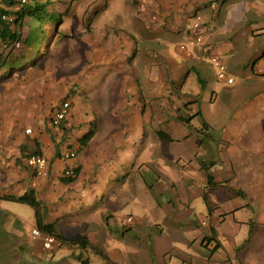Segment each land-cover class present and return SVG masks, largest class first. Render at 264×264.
Instances as JSON below:
<instances>
[{
	"label": "rangeland",
	"instance_id": "374dc122",
	"mask_svg": "<svg viewBox=\"0 0 264 264\" xmlns=\"http://www.w3.org/2000/svg\"><path fill=\"white\" fill-rule=\"evenodd\" d=\"M13 1L16 5L8 6L1 0V7L9 12L7 22L11 28L21 31L24 38L37 22L26 17L21 25L16 19L20 8L30 4L31 0L25 3ZM223 1L208 0L192 11L202 16L197 32L204 36V42L210 48L203 55L206 64L200 71L203 75L200 77L194 72L180 95L199 97L190 111L193 114L200 110L202 115L194 116L192 125L197 127L206 120L212 125L211 134L215 139V143L209 142L210 148H206L199 159L218 163L213 170L223 177L224 185L213 189L205 187L208 202L204 195L193 194L191 200L184 203L180 189L190 176L182 175L187 173L197 177L196 166L183 162L172 151L178 148L179 141L172 145L158 137L156 131L162 127L154 126L156 119L151 125L138 128L132 124L135 115L130 116L121 106L126 107L133 98L130 86L138 79L142 82L154 64H161L162 53L175 55L176 48L196 31H189L188 26L182 34L170 33L165 44L159 47L136 48L133 42L136 28L130 24L131 11L137 9L136 0H50L51 9L59 14L67 12L61 27L62 34L67 36H52V27L48 25L47 38L38 51L30 52L22 40L21 45L15 47V53L26 55L25 60H28L0 80H9V88L19 86L22 96L34 92L38 106L35 105V113L27 115L22 111L20 114L1 106L0 99V129L8 131V128H1L6 119L14 122L25 116L27 123L23 122L20 128L28 138L31 137V144L39 133L52 136L46 123V110L59 98L57 103L70 96L75 102L72 111L77 112L75 117L81 125L87 118L90 119V123L85 121L89 123L87 128L94 124L93 119L99 123L98 136L87 151L90 153L102 144L110 145V133L126 128V137L130 139L128 147L124 148L127 151L124 161L129 163L124 165L121 160L115 179L108 182L103 192L88 194V199L73 204L67 212L65 208L59 209L56 202L44 201L49 214L56 216L51 222L60 218L59 232L66 237L84 234L90 238L91 245L86 249L66 243L61 246L59 241L51 248L45 247L43 241L33 235L37 228L34 208L0 199V264H82L83 260H89L90 264H264V148L257 155L251 153L254 160L263 161L258 163L260 169L251 172L246 167L249 156L239 168H234L229 160L224 162L222 159L220 153H226L224 147L221 152L218 148L220 142L225 143L223 137L230 130L243 127L246 119L253 129L259 132L264 129V110L246 112L250 97L256 91L264 90V0H236L238 4L233 9L244 10L245 18L231 26H228L229 4H223ZM193 23L194 18L190 17L187 24ZM53 38L56 40L51 43ZM213 55L226 64L227 74L235 79L233 83L219 79V70L212 63ZM52 65L59 68L57 73L62 77L56 80L55 86L48 87V95L45 87L37 94L33 83L41 71L38 69ZM36 66L39 68L35 69ZM1 72L0 69V74L5 73ZM66 91L67 95L60 97ZM120 113L125 117L123 120ZM33 114L44 116L45 122L31 120ZM170 115L169 112L168 118ZM81 125L74 127L76 136L84 134ZM27 128L32 132L26 133ZM9 129L17 131L19 126ZM138 132L142 135L137 136ZM237 132L243 135L244 129ZM97 140L101 142L96 143ZM26 154H32V151L27 149ZM149 155L153 160L142 162ZM227 155L232 156V153L227 152ZM109 161V167L101 163L102 169H114L119 160H115V164ZM60 167L53 168L54 175L62 171ZM164 170L169 174L168 180L160 178ZM83 175L89 178V174ZM120 175L130 178L119 182ZM6 180L4 175L0 181L1 195L11 192L3 187L2 182ZM196 182L198 188L203 186ZM251 182L257 187L258 197L253 194ZM175 183L177 185H173ZM102 193L105 194L104 201ZM130 216H133L132 222H128ZM206 236H212V239L204 241ZM216 239L222 242V247L217 250ZM94 245L108 253L112 262L99 255L93 249Z\"/></svg>",
	"mask_w": 264,
	"mask_h": 264
},
{
	"label": "crops",
	"instance_id": "0c3cea01",
	"mask_svg": "<svg viewBox=\"0 0 264 264\" xmlns=\"http://www.w3.org/2000/svg\"><path fill=\"white\" fill-rule=\"evenodd\" d=\"M136 2V11L132 10V13L130 14V24L136 28L133 31V42L135 43L136 48H152L159 47L160 44H165V40L172 32L182 34L184 28H188L189 26L187 23L190 20L192 11L196 10L198 6L208 3V0H136ZM225 3L229 4L228 11L231 15L228 21V26L237 25L243 22L245 18L244 10L233 9L238 2H236V0H226L223 1V4ZM1 5L2 3L0 0V7ZM144 28H147V30ZM152 31H154L153 34ZM55 40L56 39H53L51 43ZM191 49L193 50L191 51ZM191 49L188 52H182L178 47L176 48L177 53L175 55L163 52L162 54L164 55H162L160 59L161 64H154L152 69L149 70V74L145 76L142 82L138 79L136 84L130 86V93H132L131 96L133 98L126 103V107L121 106L122 110L129 112V115L131 114L130 116L133 114L135 115L132 118V124L136 125L138 128L147 124L151 125L153 120L156 119L157 121H155L154 126L162 127V129L158 128V130L161 129L172 136V145L177 144V141L180 142V144H177L178 148L172 150L176 156H178L183 162L187 164L193 163L196 166L197 177L193 178L187 173H183L182 175V177L190 176V180L186 183L183 182L184 184L181 185L182 189H180L183 192V199L181 202L184 203L189 202L191 200L190 197L193 194L204 195L207 190H205V187H207L205 172L204 169L201 168L199 155H201L206 148H210L209 142L215 143V139L213 138L211 140L209 139L207 143L201 146L199 144V137L193 129L177 118V110L182 107L184 103L196 100L197 102L193 104V107L198 103L199 97H182L180 93L187 82L193 78L194 72H196L198 76H200V74L203 75L200 71L202 68L206 67V64L203 61V55L207 50L203 46H197ZM3 51L4 48L0 44V55ZM37 68H39V66L35 67V69ZM39 70L41 71L35 76L33 90H36L38 94L42 91L41 89L45 87L47 89L45 94L48 95V93H46L49 91L48 87L55 86V84H57L56 80L61 78L62 75L57 73L59 68L56 65L47 66L44 70L38 69V71ZM1 71L4 72L3 70ZM202 77L204 78V76ZM8 81L9 80L7 79L0 80L1 106L14 109L20 114L22 111L26 114L35 113V110L37 109L35 105L38 106V104H36L37 96L35 93L32 92L30 95L22 96V94H19V86L9 88ZM179 81H182L181 88L176 89L173 82L178 83ZM65 95H67V91L60 97ZM54 97L57 98V96ZM58 100L54 101L53 104H55L46 110L48 116L47 120L44 116L42 117L35 114L32 116L30 115L31 120H36L42 124L46 120L47 127L50 128L53 133L52 136L44 133L37 134V138L34 140L33 144H31V137L28 138L20 128L22 127L23 122V124L27 123V118H25V116H23L24 118L22 119L14 120V122L8 119L2 122L1 128H8V131L0 129V181L1 178L6 175L7 180L2 183L5 189L11 191L7 192V194L16 191L23 194L28 188L32 187L36 190L39 199L46 203H49L50 201L56 202L60 206L59 209L65 208L64 210L67 212V210L71 209L73 204H79L88 199V194L93 195L94 193L99 194L103 192L107 188L108 182L115 179L116 170L120 168L121 160H123L124 165L129 163V161H124V157L127 154V151L124 148L128 147L130 138L126 137V128L125 130L121 129L116 133L111 132L110 138L108 139L111 140L110 145L102 144V146L95 148V150L92 149V152L89 153L87 148H89L94 139L96 140L99 128V123L97 120L93 119L91 121L97 125L94 138L84 150L78 153L76 159L66 160L64 158L65 153L69 150L78 149V141L81 136H76L74 134V127L77 125L80 126L81 122L75 117L77 112L72 111L71 116L61 125L60 128L54 127L50 121V117L53 106L58 104ZM248 102L249 104L246 107L247 113H253L255 109L264 110V90L256 91L254 95L250 97ZM117 112L119 111L117 110ZM169 112L171 115L168 118ZM182 112L183 110H181V114ZM156 116H158L159 119H157ZM120 118L121 120L125 118L122 113H120ZM89 120L90 119L87 118L85 121ZM85 121H83L84 124L81 125V130L84 133L90 129L87 128L90 121L88 124ZM16 126H19V130L13 131L9 129ZM243 129L244 134L239 135L240 133L237 131H242ZM141 135V132L137 133V136ZM223 140L225 143L220 142L218 148L220 152L223 147L225 149L226 153H220L222 154L221 156L224 162L229 160L231 164L235 165L234 168H239V166L242 165V162H244V159L247 160L246 157L249 156V162L246 163L249 172L254 169L256 171L260 169L258 163H263V161L254 160L251 153H256L257 155L260 150H263L264 129L261 132L256 128L253 129L252 123L248 122V119H246V124L243 127H238V129L233 131L230 130L228 134L223 137ZM97 142H101V140H97L96 143ZM28 145H31V147ZM39 147L42 150L43 155H45L49 161L50 171L48 176H39L35 174L33 169L27 164L26 157H22L21 163L18 161L22 156V152H25L26 154L27 149H29L34 153ZM142 148L144 149V146ZM227 152H231L232 156L227 155ZM245 153L247 155H245ZM83 154L85 155V158L83 157ZM156 154L157 153L155 152L154 155ZM87 156L89 157L87 158ZM81 158H83V161ZM109 159L114 161V164L115 160L119 161L114 169H107L108 171H106L102 169V165L109 167ZM152 160L153 156L149 155V157L146 156L142 159V162L146 161L145 163H147ZM202 160L206 161V164L208 165L215 162V165L211 168L214 172L213 168L218 163L216 161ZM101 163L103 164L101 165ZM79 165L82 166V170L74 182L69 184L61 182L60 177L63 175L67 167H77ZM56 166H61L60 168H62V171L59 170V173H55L54 175L53 168ZM84 173L89 174V178L83 175ZM161 174L160 178L169 179V174L165 170L164 172H161ZM123 175H125V173H123ZM123 175H120L119 182H126L129 180L130 177L124 178L122 177ZM214 175L216 180L219 181L221 185H224V183H222L223 177L215 172ZM194 180L199 181L203 186L198 188L199 186ZM178 181L182 182L180 179H178ZM173 185L177 184L175 183ZM252 185L253 194L255 197H258L257 187L251 182V186ZM180 190H178V192H180ZM102 194L101 199L104 201L105 194ZM54 215L55 214L52 213L49 214V221H51L53 217H56ZM60 217H63V215H60ZM107 223H109L108 218Z\"/></svg>",
	"mask_w": 264,
	"mask_h": 264
},
{
	"label": "trees",
	"instance_id": "16d2710c",
	"mask_svg": "<svg viewBox=\"0 0 264 264\" xmlns=\"http://www.w3.org/2000/svg\"><path fill=\"white\" fill-rule=\"evenodd\" d=\"M2 1H4L8 6L16 5L17 3L13 0H2ZM0 8L4 14L9 13L7 9L5 8L3 9L2 7ZM192 15L193 13H191L190 15L191 18ZM64 16H67V12L64 14H59L58 12L51 9L50 0H31L30 4L20 8L18 12V18L16 19V23H21V25L23 24V21L25 20L26 17H30L36 20L37 26L34 29H30L26 37L23 38L21 31L12 29L8 22H3V29H2L3 41L0 42V44L4 48V51L0 55V69L1 70L5 69V71L3 70L5 73L1 76L3 77H6V75L8 76L13 69L19 68L20 64L23 65L28 60V59L25 60L26 55L18 56L15 53L16 48L13 44L18 39L22 40L25 46L31 52L32 50L38 51L44 39L47 38L46 31L48 25H51L52 27L51 29L52 36L55 34L57 35V37L67 36V34H62V30H61L62 24L64 23ZM3 44H6L7 46L4 47ZM1 76L0 78H3ZM181 82L182 81H179L178 83L173 82L174 87L176 89H180ZM196 102L197 101L195 100L184 103L183 106L177 110L178 113L177 118L183 121L184 123H186L191 129H193V131L199 137V144L202 146L205 142L209 141V139L211 140L214 138L213 134H211V130L213 128L204 119L202 120L201 125L197 127L192 125L193 117L196 115H202V112L200 110L191 114L190 110L193 109V104ZM74 103L75 102L72 99V106H74ZM181 110H183L182 112L183 115L181 114ZM96 130H97V125L91 124L90 129L81 136V138L78 141L79 143L78 149H76L77 154L82 150H84L88 146V144L92 141V139L96 134ZM156 132L159 138L167 140L169 142L173 141L172 136L164 132L163 130L159 129ZM32 154L43 155V152L39 147ZM30 155L31 154L26 155L25 152H22V156L21 158L18 159V161L21 163L22 157H26V162H27V158ZM199 162L201 164V168L204 169L205 172L207 187L213 189L216 186L221 185V183L216 180L214 172L211 170V168L215 165V162L210 165L206 164V161L202 159H199ZM81 170H82V166L81 165L77 166L75 168V175H71V176H67L64 171L63 175L60 177L61 182L65 184L74 182L78 178ZM204 198L208 202L209 194L207 190L204 193ZM0 199L24 203L33 207L35 210L37 228H39L45 234L53 235L55 237V240L59 241V245L62 246V243H66L67 245H78L84 249L88 248L91 245L90 238L87 235L82 234V235H77L75 237H66L61 232H59L57 225L60 218H58L56 221L53 222L49 221V210L47 204H45L44 201L39 199V197L36 194V190L34 188L32 187L28 188L26 192L20 195L0 194ZM213 230L214 229L212 228V235H213ZM207 239H212V236H206L204 241H207ZM216 240L217 242L215 245V249L217 250L222 247V243L218 241V239ZM204 244L207 245V243L205 242ZM92 247L106 261L112 262L108 253L103 252V250L98 246L94 245ZM82 264H90V262L89 260H83Z\"/></svg>",
	"mask_w": 264,
	"mask_h": 264
},
{
	"label": "built area",
	"instance_id": "2783aa9c",
	"mask_svg": "<svg viewBox=\"0 0 264 264\" xmlns=\"http://www.w3.org/2000/svg\"><path fill=\"white\" fill-rule=\"evenodd\" d=\"M23 3L26 2V0H21ZM192 18H194L193 25H189V31H196V34L192 37H189L190 39L187 40L185 43H181L178 47L182 52H188L191 48L197 47V46H203L207 51L209 50V45L204 42V36L197 32L201 28V20L202 16L200 14L194 13L192 15ZM10 20V17L8 14H4L1 11L0 8V42L3 41L2 37V29H3V22H7ZM21 40H17L13 45L15 47H19L21 45ZM4 47H6V44H3ZM212 63L218 68L219 74L218 77L221 80H225L229 83H233L235 79L232 76H229L227 74V66L217 56H212ZM72 99L70 97L65 98L63 101L56 104V106L53 107L50 121L54 127L60 128L63 122H65L72 114ZM27 133H31L32 129L27 128ZM77 151L76 150H69L67 153L64 154V158L66 160H74L77 158ZM28 165L33 169L34 173L39 176H48L49 174V161L46 158L45 155L41 154H31L27 158ZM75 166H69L65 169V174L67 176L75 175ZM133 221V216H130L128 218V222ZM33 235L35 238H39L43 241V244L47 248H51L56 240L53 235L45 234L43 233L39 228H35L33 230Z\"/></svg>",
	"mask_w": 264,
	"mask_h": 264
}]
</instances>
